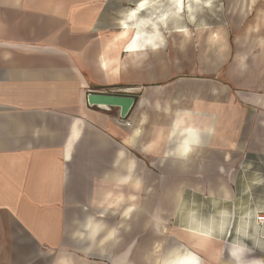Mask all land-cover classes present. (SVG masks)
<instances>
[{
  "label": "crops",
  "instance_id": "crops-1",
  "mask_svg": "<svg viewBox=\"0 0 264 264\" xmlns=\"http://www.w3.org/2000/svg\"><path fill=\"white\" fill-rule=\"evenodd\" d=\"M136 5L125 21L126 9ZM148 6L147 0H0V264H50L63 247L108 264H161L167 252L163 262L191 248L184 233L191 227L212 230L213 250L226 263L235 260L233 246L242 247L243 264L264 262V227L256 223L264 214L263 90L208 77H197L185 93L161 86L160 64L131 62L124 53L129 40L116 39L124 28H141L131 23H140ZM104 92L136 99L127 125L119 108L88 104L89 93ZM185 112L215 134L202 136L187 159L165 156L183 139L179 130L171 141L167 136ZM129 162L132 180L119 185ZM247 178L257 184L233 187ZM219 179L233 182L215 202L202 182ZM136 180L139 191L132 188ZM187 182L197 209L186 203ZM108 193L123 195L118 209L98 206ZM208 201L215 203L202 208ZM185 214L194 224L186 218L172 226L174 216ZM86 216L106 225L91 252L88 242L72 237L82 230L73 221L82 224ZM120 225L119 244L101 249L99 239Z\"/></svg>",
  "mask_w": 264,
  "mask_h": 264
},
{
  "label": "rangeland",
  "instance_id": "rangeland-1",
  "mask_svg": "<svg viewBox=\"0 0 264 264\" xmlns=\"http://www.w3.org/2000/svg\"><path fill=\"white\" fill-rule=\"evenodd\" d=\"M147 2L149 8L139 13L142 21L140 23L134 21L131 25L146 30L153 29L155 25L163 35V48L159 52L149 51L139 59L146 64L149 62L160 64L156 73L162 78L161 86H169L175 92L177 90L179 93H185L189 87H194L197 77H208L223 83L233 82L247 91L258 88L260 91L263 90L261 92L264 94V0H186L185 8L180 12L177 9L178 0H147ZM139 6L128 7L124 20L128 21L127 17L131 11ZM215 35L218 36L217 39ZM149 73L154 74V70ZM104 94L112 93L104 92ZM123 124L127 125L128 122L125 121ZM235 166L237 167V164ZM232 182L219 179L213 183H202L205 187L203 189L208 191L213 189L212 191L216 193L215 202H218L220 191L226 189L227 184ZM243 184L256 185L257 179H235L233 187ZM192 187V182L186 183V203L197 209L196 204L199 203L191 197ZM204 199L206 200L207 197ZM215 202L208 201V204L202 202V208H207L206 205L210 207ZM211 208L208 209L212 211ZM193 215L196 216L195 213ZM193 215L174 216L172 226L185 224L186 218L188 222L194 224ZM45 245L47 254L48 251L52 252L50 246ZM183 250L195 254L200 263L210 264L193 249L192 245L191 248L186 247ZM61 252H66L67 255H62ZM103 252L105 251H101L100 254ZM56 253L52 255L50 264H55L60 258L69 260L71 264H108L107 261L96 256L86 257V254L77 248L71 251V248L63 247ZM207 257L213 260L210 256ZM219 259L213 261L219 263ZM254 261L264 264L262 260H252ZM113 263L115 264L114 260Z\"/></svg>",
  "mask_w": 264,
  "mask_h": 264
},
{
  "label": "clouds",
  "instance_id": "clouds-1",
  "mask_svg": "<svg viewBox=\"0 0 264 264\" xmlns=\"http://www.w3.org/2000/svg\"><path fill=\"white\" fill-rule=\"evenodd\" d=\"M150 43V42H149ZM156 48L153 47V51H155ZM157 110H159L160 106L157 103L156 105ZM146 119V118H145ZM187 124V127L185 126ZM179 130V135L183 137L177 144L176 148L172 152H166L165 156L173 155L177 156L181 159H187L192 153H194L198 147L202 144V136H213L215 134V128L212 125H207L203 128L197 126L194 123V119L191 115V113H177V119L173 124L172 130L168 133L167 139L168 141H171L173 137L177 136ZM135 135H140V131L137 130ZM120 158H123V153H120ZM118 163V161H117ZM135 164L134 162H129L128 165V172L129 175L124 177L123 179H120L118 181L119 185H128L130 181L132 180L131 172L134 169ZM141 187V182L139 180H136L134 184H132V188L135 191H139ZM137 199L136 196H129V201H135ZM124 202L123 195L117 196L115 199L112 198V193H108L107 197L105 198L104 203L98 205L99 207L105 208V211L108 209H118L119 206ZM136 205L133 203L131 207L127 208L123 216L124 218H128L129 215L135 211ZM87 211V208L84 209ZM115 214V213H113ZM101 215H104V213H101ZM73 223L80 226L82 230H77L72 234L73 239H78L81 242H88L89 247L85 249V252H91L92 246H95L98 240V237L101 236L102 233L105 232L106 225H104L102 222L97 221L96 217L94 216H86L84 222L81 224L79 220H74ZM123 227V225H120L119 227H113L110 230L107 231L105 235L101 239H99V246L101 249L105 245H107L109 242L113 243L115 246L116 244H119V228ZM103 254V253H102ZM231 255L236 258L237 264H243V261L241 260L242 251L240 253L233 251ZM55 264H71V262L65 258H60L57 261H55Z\"/></svg>",
  "mask_w": 264,
  "mask_h": 264
},
{
  "label": "bare ground",
  "instance_id": "bare-ground-1",
  "mask_svg": "<svg viewBox=\"0 0 264 264\" xmlns=\"http://www.w3.org/2000/svg\"><path fill=\"white\" fill-rule=\"evenodd\" d=\"M186 0H178V11L180 12L185 7ZM198 1V0H196ZM143 4V3H142ZM146 4V3H145ZM135 13V12H134ZM264 14V13H263ZM135 17V16H134ZM264 24V23H263ZM261 28V27H260ZM250 30V29H249ZM217 39L218 36L215 35ZM116 39L123 41L129 40V43L124 51L125 54L129 55V59L132 62H137L143 56L148 53V47L156 46L157 44L163 45L164 39L161 31L154 25V28L151 30H146L145 28H139L138 30L132 31L130 29H125L119 33ZM150 42V43H149ZM140 61V60H139ZM142 61V60H141ZM125 64V62H124ZM188 237V240L191 242L193 249L198 253H206L207 256H210L213 260L219 259L220 251L213 250L214 240L212 238V230L210 228L198 229L196 227L185 229L184 233ZM231 253L236 251L240 253L243 249L242 247L233 246L230 248ZM201 261L190 251H185L184 253L179 252L175 255L169 254L168 259L163 262V264H203ZM220 264H237L236 258L234 262L226 263L223 259H219ZM206 264V263H205ZM244 264H258L252 260Z\"/></svg>",
  "mask_w": 264,
  "mask_h": 264
},
{
  "label": "water",
  "instance_id": "water-1",
  "mask_svg": "<svg viewBox=\"0 0 264 264\" xmlns=\"http://www.w3.org/2000/svg\"><path fill=\"white\" fill-rule=\"evenodd\" d=\"M88 104L91 107H98L100 109H120V118L125 121L131 110L134 108L136 99L134 97L122 94H98V93H89L87 95Z\"/></svg>",
  "mask_w": 264,
  "mask_h": 264
},
{
  "label": "built area",
  "instance_id": "built-area-1",
  "mask_svg": "<svg viewBox=\"0 0 264 264\" xmlns=\"http://www.w3.org/2000/svg\"><path fill=\"white\" fill-rule=\"evenodd\" d=\"M122 123H125V121L121 120ZM256 223H258V225L260 227H264V214L260 213L257 215L256 217Z\"/></svg>",
  "mask_w": 264,
  "mask_h": 264
}]
</instances>
